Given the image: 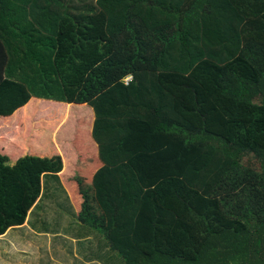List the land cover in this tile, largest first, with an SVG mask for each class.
<instances>
[{
  "label": "trees",
  "instance_id": "16d2710c",
  "mask_svg": "<svg viewBox=\"0 0 264 264\" xmlns=\"http://www.w3.org/2000/svg\"><path fill=\"white\" fill-rule=\"evenodd\" d=\"M33 100L95 114L74 264H264V0H0V121ZM63 167L0 155V237Z\"/></svg>",
  "mask_w": 264,
  "mask_h": 264
},
{
  "label": "crops",
  "instance_id": "0c3cea01",
  "mask_svg": "<svg viewBox=\"0 0 264 264\" xmlns=\"http://www.w3.org/2000/svg\"><path fill=\"white\" fill-rule=\"evenodd\" d=\"M35 101L36 100L31 101L29 105L36 103ZM64 105L59 106L63 107ZM75 107H77V109H74L76 110L75 112L71 109L63 111L54 109L51 113H47V115L51 116V119L63 115L61 124L53 131V133H55V141L49 144L37 142V144H34L33 149L31 148L29 154L27 145L24 144V147L23 144L16 143L12 138V136L16 135L14 132L17 125H12L15 121V119H13L15 115L9 119H2L0 121V131L1 129H5L6 135L7 132L9 135L8 137L4 135L3 144L0 142V155L8 158L10 167H14L18 161L26 157L49 159L61 157L64 167L63 171L59 174L61 184L59 188L64 189L66 192L59 194H64L68 199L67 201L70 202L72 206L69 208H71V210L73 208L74 212L79 214L83 202L79 193L80 186L78 184V190H75L74 183H76L77 179L85 178L83 176L84 172L86 170L89 171L88 163H92V147L96 152L94 161H98V145L92 137L95 123L93 109L89 105H75ZM83 107L86 108L87 111H83L85 110ZM31 109L25 113L26 116L32 117L37 115V113ZM73 116L80 118L78 126L81 127L80 129H83L81 131L79 130L77 134H62L61 130L69 123ZM21 120L22 118L20 117V121ZM82 135L83 138H88L89 141L87 145L85 141H83ZM87 181L89 182L84 188L92 185V174L84 183ZM69 183L73 184L68 185ZM35 209L37 208L32 210L31 213H35L30 214L24 227L12 231L10 230L3 237H0V264H38L41 259L39 256H36V249L39 252L42 250V253L46 257V263L50 259L47 264H61L64 259L58 258L62 256L63 253L68 257V264L69 261L70 264H74L73 258L77 260L84 259L85 261H90L92 259V231L89 229L87 231L86 228H82L85 224L77 218L75 221L58 219V215H53L50 219H46V217L42 218L43 214L40 215L41 212L36 213ZM32 218L34 219L33 221ZM89 227L92 228V224L89 225ZM80 230L83 231V234ZM82 246L90 247L89 252H87L85 256L81 253Z\"/></svg>",
  "mask_w": 264,
  "mask_h": 264
},
{
  "label": "rangeland",
  "instance_id": "374dc122",
  "mask_svg": "<svg viewBox=\"0 0 264 264\" xmlns=\"http://www.w3.org/2000/svg\"><path fill=\"white\" fill-rule=\"evenodd\" d=\"M35 102L36 103L28 105L26 108L19 111L17 113V115L14 116L13 119H15V121L12 123V125L13 124L17 125L16 130L14 132L16 135L12 136V138L15 140L16 143L23 144L24 147H25V145H27V148H29L28 154L31 151V148L33 149L34 144H37V142L38 143L41 142L43 144H49V143H52L55 141L54 140L55 133H53V131L57 128V126H59L61 124V122L63 120V115H61L60 117H56L54 119H51V116L47 115V113H51L54 109L59 110V111L71 109L73 112L76 111L74 109H77V107H75V105L74 106L71 105L70 107H68V105H64V104H60V103H54V102H47V101H44V102L35 101ZM59 105H64V106L61 107ZM32 106L38 108L37 115L32 116V117L26 116L25 113L28 110H30L31 108H32L31 110L36 111L37 108H34ZM83 109H85L83 111H87L86 108L83 107ZM41 110H43V111H41ZM20 117L22 118L21 121H20ZM79 120H80V118L73 116L71 118V120L69 121V123L61 130V133L62 134L66 133L67 135H70L73 133L77 134L79 130L81 131L83 129V128L80 129L81 127L78 126ZM25 121H26V124H25ZM82 139H83V141H85V144L87 145L88 141H89L88 138H83V135H82ZM91 152H92V161H93L94 157L96 156V152L94 151L93 147H92ZM251 164H253V160L251 161ZM91 174H92L91 171L86 170L84 172L83 176L85 177V179L88 180L90 178ZM88 182L89 181L84 183L83 186H86L88 184ZM71 184H73V183H69L68 185H71ZM74 188H75V190H78V184L77 183H74ZM52 191L55 192V190L53 188H52ZM64 198H65V196H64ZM65 199H67V198H65ZM51 200H53V198H51ZM61 202H62V199L60 198L58 203L61 204ZM48 206L50 207V209H49V211L46 210L45 215H47L49 212H51L53 210V208H55V211L59 215L60 219L72 221V217H70L68 214H66L67 212H73L71 210V208H65L62 206L63 207V210H62V209L54 206L53 203H51ZM50 214H48V216H50ZM67 215L70 217V219ZM51 216H53V214H51ZM47 218L48 217H46V219ZM33 220L34 219L32 218V221ZM36 256H39L41 259V261L38 264H47L50 260L49 259L48 262L46 263V257L42 253V250L39 252L36 249ZM58 259H64V261L61 264H68V257L65 256L64 253ZM69 264H70V261H69Z\"/></svg>",
  "mask_w": 264,
  "mask_h": 264
},
{
  "label": "built area",
  "instance_id": "2783aa9c",
  "mask_svg": "<svg viewBox=\"0 0 264 264\" xmlns=\"http://www.w3.org/2000/svg\"><path fill=\"white\" fill-rule=\"evenodd\" d=\"M132 80V78L131 77H128L126 80H125V82H126V84H129V82Z\"/></svg>",
  "mask_w": 264,
  "mask_h": 264
}]
</instances>
